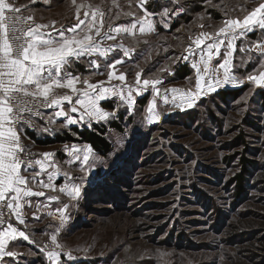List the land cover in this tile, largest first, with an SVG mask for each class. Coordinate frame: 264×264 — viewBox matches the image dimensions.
Listing matches in <instances>:
<instances>
[{"label":"rangeland","instance_id":"1","mask_svg":"<svg viewBox=\"0 0 264 264\" xmlns=\"http://www.w3.org/2000/svg\"><path fill=\"white\" fill-rule=\"evenodd\" d=\"M157 1L171 5L156 13L150 11L149 3L145 5L154 14L151 16L154 31L143 35L137 31L135 37L121 34L115 41L105 40L104 43L113 48L109 59L124 61L116 67L119 72L126 73L128 83H134L137 72L143 73L141 80L158 75L163 81L158 86L161 97H156L155 111L159 119L149 120L151 92L140 95L134 92L133 108H128L119 97L107 100L115 104L112 110L101 104L116 116L100 123L108 126L107 138L113 144V152L102 156L90 146L93 150L90 162L94 160V163L85 174L81 195L76 200L58 191L33 189L45 191V196L30 198L33 206L24 208L27 226L23 230L30 234V239L25 243L9 244V248L20 255L14 259L6 257L5 264H48L46 253H40L32 241L51 243L50 235L45 233H53L61 222L48 213L59 216L57 209L65 203L69 205L70 218L60 228L57 242L71 251L73 258L62 253L61 264H264V99L260 94L264 88L246 79L255 71L254 62L245 59L244 66H239L245 53L238 51L232 72L236 80L221 84L215 91H207L205 87L204 93L197 96L191 106L185 103L177 108L171 103L165 104L162 96L167 95L171 101L173 88L179 90L175 93L177 96L189 89L196 90L195 69L185 80L175 78V71L182 62L191 65L190 60L176 58L186 54L184 49L190 43V36L212 31L209 25H218L223 13L209 6L208 0H180V4L171 0ZM12 2L26 14H33L36 22L55 21V27L60 28L76 23V7L82 0H77V5H73L72 0ZM87 2L94 6L93 10L99 8L105 13V29L109 24L127 26L134 22L135 16L143 15L139 0ZM194 2L198 9L192 13L190 22L173 30V18ZM213 3L222 4V0H213ZM230 3L242 5L243 0H230ZM165 8L169 9V14L161 15ZM201 16L204 18L200 19ZM168 18L171 19L169 24ZM201 24L204 29L199 27ZM254 35L257 36V32ZM258 39L259 35L254 40L250 35L247 37L251 41ZM120 43L123 49L116 47ZM242 46L238 42V48ZM128 48L133 50L124 57L123 50ZM251 55L259 58V53ZM99 62V70L86 62H78L86 71L74 65L72 68L82 79L95 72L98 74L92 75L91 82L107 81L105 58L100 57ZM219 62V58L214 61ZM165 66L170 71H160ZM205 79L211 83L207 77ZM119 83L112 81V84ZM223 89H236L239 93L224 100L212 96ZM144 97L147 102L139 103ZM64 107L68 110L71 106L65 102ZM54 111L58 109H52L48 115ZM73 115L78 118L80 114ZM113 122H120L122 130L112 127ZM63 124H66L64 118H54L53 124L44 126L49 130H41L37 135L67 130L69 126L63 127ZM25 141L28 142L26 134ZM27 146L36 158H40L38 154L41 153L54 154L61 168L54 181L57 187L69 182L63 176L64 171L80 183L76 179L81 175L79 169L86 166L76 161L66 146L83 150L88 144L68 142L43 146L29 142ZM117 155L123 159L114 169ZM40 179L46 181V175L42 174ZM52 196L60 199L52 200ZM34 213L38 219L33 217Z\"/></svg>","mask_w":264,"mask_h":264},{"label":"snow or ice","instance_id":"2","mask_svg":"<svg viewBox=\"0 0 264 264\" xmlns=\"http://www.w3.org/2000/svg\"><path fill=\"white\" fill-rule=\"evenodd\" d=\"M39 2V0H33ZM115 3V0H113ZM180 4V0H171ZM149 0H139L142 16L134 13L126 15L135 16L134 22L129 25L112 27L111 24L105 29V13L99 8L82 0L77 5V0H72L77 5L75 12L76 23L69 27L61 25L56 28V22H36L35 16L22 15V9L17 7L11 0H0V264H5V258H14L20 255L9 248V243L22 238L24 241L30 239V234L22 230L18 225H26V214L24 208L32 207L31 197L45 196L47 189L65 193L71 200H76L81 195L85 174L91 170L92 148L85 147L83 150L72 146L68 149L70 155L76 161H82L86 167L79 170L81 175L76 179L69 176L68 171L63 176L69 182L63 187H57L54 181L61 172L60 165L54 160L53 153L38 154L40 158H34L30 148L23 142L25 127H36L35 119H47L49 124L54 123V118H64L67 127L84 122L88 127L92 122L97 124L108 121L116 116L101 106V102L110 97H119L128 108L135 105L134 92L136 95L151 92L153 98L150 101L148 111L151 113L149 120H158L159 113L156 97H161L163 81L156 76H148L141 80L142 72H137L134 83L127 82L126 73L119 72L117 65L124 63L122 59L111 58L109 53L113 51L112 45L105 46L104 41H115L121 34L136 36L147 34L155 30L154 21L145 5ZM209 6L223 13L221 22L212 27V31H200L190 36V43L184 49L182 56L176 60L191 61V67L196 70L198 82L196 90L189 89L186 92L175 95L178 89H171L174 95L169 101L167 95L162 99L165 104L171 103L180 108L187 103L191 106L194 99L203 94L205 87L207 91H215L221 84H227L237 79L232 75L234 56L239 52L245 53L241 58L239 66L243 67L245 59L252 60L254 72L247 75L246 79L257 87L264 88V0H243L242 5L231 4L230 0H222L221 3H213L208 0ZM119 5H117L118 7ZM83 10V16H81ZM183 11V6L180 8ZM169 9L165 8L161 15H168ZM119 14H117L118 18ZM204 17L201 16L200 19ZM139 25V27H138ZM167 27V25H165ZM204 29V25L199 26ZM258 32L257 41L247 40L249 34ZM238 42L243 46L238 48ZM123 49L122 43L116 45ZM132 48L123 50V56L128 57ZM259 53V58L251 53ZM96 57L97 59H92ZM104 57V68L107 72V81H92V73L83 79L79 74L70 71L72 66L78 62H86L89 67L99 70L101 63L99 58ZM219 58V63L214 61ZM258 65V68L256 67ZM222 70V71H221ZM160 71H170L166 66ZM119 73V74H118ZM103 75V73H99ZM208 81H206V78ZM119 84H112V81ZM168 89H164L167 92ZM65 102L71 107L66 110ZM58 109L52 115L46 116L42 109ZM75 113H79L77 118ZM49 129L45 127L43 131ZM123 157L117 155L113 163L116 169ZM39 167V170H35ZM53 169V171H48ZM32 170V171H29ZM46 175V181L40 179ZM59 200V196L50 197ZM69 205L63 204L57 211L56 216L49 212L61 222L50 235V244H41L33 239L38 251L46 253L48 264H61V255H67L70 259L72 252L67 251L64 246L57 242L64 221L70 217L67 214ZM74 207V205H73ZM35 219L39 217L33 214ZM31 254V253H30ZM43 258V256H42Z\"/></svg>","mask_w":264,"mask_h":264},{"label":"trees","instance_id":"3","mask_svg":"<svg viewBox=\"0 0 264 264\" xmlns=\"http://www.w3.org/2000/svg\"><path fill=\"white\" fill-rule=\"evenodd\" d=\"M171 5V3H165V2H160V1H155L152 0L150 1L148 8L150 9L151 12L156 13L159 10H161L163 7H166ZM183 5V4H181ZM185 11L180 14L179 16H176L173 18L171 28L174 30L176 29L179 25L185 22H190L191 20V15L192 13L198 9L197 8V3L194 2V5L192 6H186ZM159 29H162L159 27ZM78 68L81 69L82 71H86L85 66L82 64H78ZM193 74V68L191 65L187 62H182V64L176 69L175 71V78L177 80H185L189 76ZM238 90L236 89H223L220 91H217L214 93L212 96H217L221 98L222 100L226 99L227 97L230 96H237L238 95ZM261 96L264 99V91L260 92ZM147 102V98H141L139 99V103L145 104ZM102 105L107 108V109H114L115 104L112 101H105L102 102ZM124 115L122 114L119 120H123ZM112 127L122 130V125L119 122H113L111 124ZM107 130L108 126L105 124H97V123H92L91 127H88L87 125H74V126H69L67 130H61L58 132H55L52 135L44 134L42 136H38L37 134L39 133H31L28 132L29 136L35 140V142L38 145H54L58 143H68V142H80V143H85L91 146L98 154L102 156H107L111 154L114 150L113 144L109 141L107 138ZM240 177V181H241Z\"/></svg>","mask_w":264,"mask_h":264},{"label":"built area","instance_id":"4","mask_svg":"<svg viewBox=\"0 0 264 264\" xmlns=\"http://www.w3.org/2000/svg\"><path fill=\"white\" fill-rule=\"evenodd\" d=\"M24 16H27L28 14H26L25 12L22 11L21 13ZM53 108H49V109H42L41 111L45 113L46 116H49L48 113L52 110ZM35 119V123H36V127H25L24 129H22V131L24 132V139L23 142L24 144L27 146V142L25 141V134H27L28 132L31 133H36V132H41V130H43L44 126L48 125V121L47 119H40V118H34ZM32 152V151H31ZM33 153V152H32ZM34 154V153H33ZM34 158L35 155H34Z\"/></svg>","mask_w":264,"mask_h":264},{"label":"crops","instance_id":"5","mask_svg":"<svg viewBox=\"0 0 264 264\" xmlns=\"http://www.w3.org/2000/svg\"><path fill=\"white\" fill-rule=\"evenodd\" d=\"M11 2H12V0H11ZM167 22H168V24H169V22H171V19L170 18H168V20H167ZM255 33V32H254ZM254 33H251V34H249L250 35V38L251 39H257L258 38V35H259V33L257 32V36L256 35H254ZM78 64L79 63H76V64H74V66L76 67V69H77V67H78ZM87 70V69H86ZM70 71H73L74 72V69L73 68H71L70 69ZM75 73V72H74ZM105 102V101H104ZM101 104H102V102H101ZM75 125H80V124H75ZM81 125H85V124H81ZM69 126H74V125H69ZM26 139H27V143H35V144H37L36 142H35V140L33 139V138H31L30 136H29V134L27 133L26 134ZM32 198V197H31ZM26 218H27V215H26ZM14 226H19L22 230H23V228H24V226H22V225H18V222H15L14 223ZM17 242H19V243H25L26 241H24L22 238H17V240L16 241H13V242H10L9 244H15V243H17ZM28 242V241H27ZM32 243V242H31ZM12 259V258H11ZM14 259V258H13Z\"/></svg>","mask_w":264,"mask_h":264}]
</instances>
